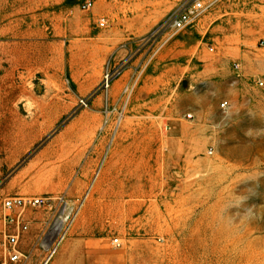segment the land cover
<instances>
[{
    "label": "rangeland",
    "instance_id": "1",
    "mask_svg": "<svg viewBox=\"0 0 264 264\" xmlns=\"http://www.w3.org/2000/svg\"><path fill=\"white\" fill-rule=\"evenodd\" d=\"M184 1L0 0V209L46 200L17 264L61 223L49 264H264V0L174 34Z\"/></svg>",
    "mask_w": 264,
    "mask_h": 264
},
{
    "label": "built area",
    "instance_id": "2",
    "mask_svg": "<svg viewBox=\"0 0 264 264\" xmlns=\"http://www.w3.org/2000/svg\"><path fill=\"white\" fill-rule=\"evenodd\" d=\"M91 6L92 2H87L83 5V9L88 10ZM208 7L209 5L205 4L203 0H185L169 18L168 25L171 31L175 34L192 27L198 22ZM101 24H104V21ZM121 74V67H116L113 70L107 69L102 81L103 88L109 89L114 79ZM260 86H264L263 81H261ZM227 104V102L222 103V107H227ZM45 204L46 200L41 196H13L3 201L0 209V220L5 223L6 230L0 236V248L10 262L16 264L26 262L28 257L19 248L23 235L30 227V222L25 213L30 208L41 207ZM66 232L67 229L63 227L61 231L55 233L52 243L46 247V254L41 264H49L52 261L66 236ZM113 243L116 246H121L122 244L119 238H115Z\"/></svg>",
    "mask_w": 264,
    "mask_h": 264
},
{
    "label": "bare ground",
    "instance_id": "3",
    "mask_svg": "<svg viewBox=\"0 0 264 264\" xmlns=\"http://www.w3.org/2000/svg\"><path fill=\"white\" fill-rule=\"evenodd\" d=\"M58 227V226H57ZM56 227V229H55V233H58L59 231H61L62 229H63V227H64V225L61 223L60 225H59V227L57 228Z\"/></svg>",
    "mask_w": 264,
    "mask_h": 264
}]
</instances>
